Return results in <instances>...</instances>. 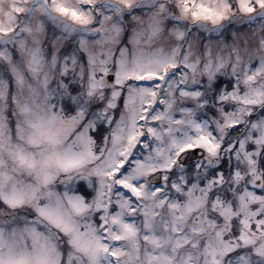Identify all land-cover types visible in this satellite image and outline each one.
I'll return each instance as SVG.
<instances>
[{"label":"snow or ice","instance_id":"1","mask_svg":"<svg viewBox=\"0 0 264 264\" xmlns=\"http://www.w3.org/2000/svg\"><path fill=\"white\" fill-rule=\"evenodd\" d=\"M0 264H264V0H0Z\"/></svg>","mask_w":264,"mask_h":264}]
</instances>
